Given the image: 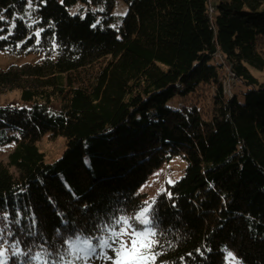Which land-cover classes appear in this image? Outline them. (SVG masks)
I'll list each match as a JSON object with an SVG mask.
<instances>
[{
  "label": "trees",
  "instance_id": "trees-1",
  "mask_svg": "<svg viewBox=\"0 0 264 264\" xmlns=\"http://www.w3.org/2000/svg\"><path fill=\"white\" fill-rule=\"evenodd\" d=\"M117 1L33 0L29 18L27 0H0V35L16 24L0 51L40 56L0 69V94L22 102L0 106V145L14 143L0 216L35 252L154 200L155 264H231L225 249L264 264V79L251 70L264 72V0H120L122 15ZM45 135L65 140L51 161ZM176 156L183 174L146 197Z\"/></svg>",
  "mask_w": 264,
  "mask_h": 264
},
{
  "label": "snow or ice",
  "instance_id": "snow-or-ice-1",
  "mask_svg": "<svg viewBox=\"0 0 264 264\" xmlns=\"http://www.w3.org/2000/svg\"><path fill=\"white\" fill-rule=\"evenodd\" d=\"M42 3H46V0H42ZM98 10L103 11L102 8ZM32 11H35L33 0H27L25 14L29 18ZM3 20L4 17L0 16V21ZM35 22L31 20L27 27ZM15 27V22H11L8 32L0 35V40H7L13 35ZM3 31L0 28V32ZM42 32L43 29H40L34 33L36 43H39ZM154 203V200L145 202L146 206L133 217L119 216L93 225V232L74 231L63 237L60 246L53 250L41 246L35 252L30 247L25 250L19 238L13 239L15 233L11 231V221L5 213L0 216V220L6 222L4 227H0V264H95L97 260L100 264H155L158 253L154 249L159 241L156 239L158 221ZM14 222L19 224L20 219ZM224 251L231 264H241L232 252Z\"/></svg>",
  "mask_w": 264,
  "mask_h": 264
},
{
  "label": "rangeland",
  "instance_id": "rangeland-1",
  "mask_svg": "<svg viewBox=\"0 0 264 264\" xmlns=\"http://www.w3.org/2000/svg\"><path fill=\"white\" fill-rule=\"evenodd\" d=\"M213 2L219 4L220 0H213ZM78 7H80V5L77 4L75 9ZM70 12L73 13V9H71ZM115 12L116 14L121 13V15L125 12V6L120 0L116 3ZM39 58L40 56L36 54L19 55L6 51H0V69H5L11 65L35 63L39 60ZM251 70L255 76L259 77L260 79H264V72H260L253 69ZM225 72L229 75L230 71L226 68ZM234 81L235 79L232 78V76H230V78L228 77L226 80V87H228L229 84H232V90L236 91V87L235 85H233ZM18 96L19 93L16 91H7L0 94V106L22 105V102L19 100ZM238 97L240 98V100H243V96H241V94H238ZM180 102L181 100L179 97H174L169 100L167 104L169 107L176 108L180 105ZM37 145L39 150L43 152L45 159L47 161H51L60 156V154L64 150L65 140L63 137L60 136L52 138L48 135H45L38 141ZM13 147L14 143H6L0 145V162L4 164L8 163V155L12 151ZM185 166L186 161L182 157H173L170 161H167L161 168H159L152 174L146 184L141 187L142 193L146 197H152L156 193H159L165 188L166 181L174 182L183 174ZM9 168L11 172L16 174L14 168ZM139 211H137L135 214H137ZM95 264H100V261H95Z\"/></svg>",
  "mask_w": 264,
  "mask_h": 264
}]
</instances>
